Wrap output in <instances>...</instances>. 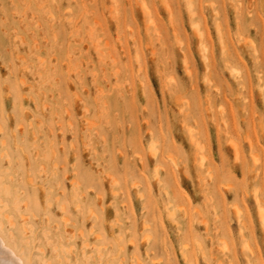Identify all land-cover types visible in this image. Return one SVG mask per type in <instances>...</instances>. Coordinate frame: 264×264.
Instances as JSON below:
<instances>
[{
    "label": "rangeland",
    "instance_id": "rangeland-1",
    "mask_svg": "<svg viewBox=\"0 0 264 264\" xmlns=\"http://www.w3.org/2000/svg\"><path fill=\"white\" fill-rule=\"evenodd\" d=\"M0 127L28 264H264V0H0Z\"/></svg>",
    "mask_w": 264,
    "mask_h": 264
},
{
    "label": "bare ground",
    "instance_id": "bare-ground-1",
    "mask_svg": "<svg viewBox=\"0 0 264 264\" xmlns=\"http://www.w3.org/2000/svg\"><path fill=\"white\" fill-rule=\"evenodd\" d=\"M40 13V11H36V14L38 15ZM40 15V14H39ZM96 20V19H95ZM95 25H99L98 21L96 20ZM0 131H2V128L0 127ZM32 137H34V134L31 135ZM236 145L234 146V148L236 149ZM4 152H7V149H4ZM5 159L7 161H9V164L11 163V157L9 155V153L7 152V154L5 155ZM7 203L11 204L13 206L14 211L19 214V219L22 222H25L27 220L26 218V213L28 212V204L26 202H23V208L22 210L20 209L19 205L20 202L18 201L17 198H10V195L6 192L4 195H0V220L1 218H5V217H10V213L5 212V209L7 208ZM37 200L34 199L31 201L30 203V213L33 212H37L38 210V204H37ZM174 213V212H172ZM259 215L261 218L262 223L264 224V207L260 206L259 208ZM7 219V218H6ZM63 222H67L64 218H63ZM150 225L144 224V226H142L143 230L146 231L147 235L150 236L151 232H150ZM95 229L94 226L91 227L90 230V234L92 236L95 237V241L96 244H101L103 245V241L101 238V233L100 231L96 230L93 231ZM80 237H83V235H81L80 233ZM115 244H112L111 247L113 246V248H110V253H111V258L110 259H106L104 260V264H122L121 261L119 260V252L116 249V247L118 246V241L114 240ZM131 242H134L133 237H131ZM186 243V242H185ZM155 244L153 243L152 246H150V250L153 252V257L151 259V264H162L163 263V257L161 256V254H156L155 253V248H154ZM188 247V244H185V247L182 248V257L185 259H188V253L186 251ZM28 259L24 258V257H20L12 248H10L9 246H7L5 244V242L3 241V239L0 237V264H28ZM135 264H141V262L136 259L135 260Z\"/></svg>",
    "mask_w": 264,
    "mask_h": 264
}]
</instances>
